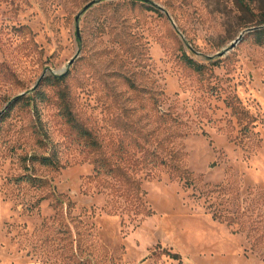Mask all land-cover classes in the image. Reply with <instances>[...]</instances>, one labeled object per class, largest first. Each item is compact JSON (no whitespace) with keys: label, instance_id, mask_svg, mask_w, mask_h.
<instances>
[{"label":"rangeland","instance_id":"374dc122","mask_svg":"<svg viewBox=\"0 0 264 264\" xmlns=\"http://www.w3.org/2000/svg\"><path fill=\"white\" fill-rule=\"evenodd\" d=\"M91 1L0 0V264H264V44L247 32L224 52L264 27V0H248L253 13L236 0H98L82 13ZM62 90L113 143L121 122L156 130L150 148L178 153L191 184L140 172L148 214L125 212L88 179ZM234 104L256 125L243 144ZM48 153L57 167L30 160ZM31 173L45 186L18 180Z\"/></svg>","mask_w":264,"mask_h":264},{"label":"trees","instance_id":"16d2710c","mask_svg":"<svg viewBox=\"0 0 264 264\" xmlns=\"http://www.w3.org/2000/svg\"><path fill=\"white\" fill-rule=\"evenodd\" d=\"M131 2L137 3L136 0ZM236 5L242 13H253L254 6L248 0H236ZM150 10H155L149 7ZM259 24H264L261 21ZM254 30L249 32V35L255 39V43L259 45L264 44V27L255 26ZM185 63L197 72H202L205 66L198 61L184 55ZM63 77L54 76L49 80L61 81ZM68 93L64 90L59 93L60 110L66 123L76 135V140L82 144L93 156L94 171L88 177L90 181L96 182L100 188V192L106 193L113 199L120 200L123 210L128 213L147 215L145 207L146 192L141 186V180L138 178L140 172L148 170L152 174L156 168L164 167L169 171L173 179L184 180L188 185L191 184L190 178L192 176L186 168L175 164L179 161L177 159L178 153L171 154V159L160 156L155 149H151L150 145L158 142L153 138L156 130H147L146 127L138 125V123L121 122V129L124 131V137L113 143L107 140L97 131L84 126L79 122L71 109V105L67 100ZM234 115L238 120L240 126V135L238 142L243 144L246 137H251L253 134L254 119L244 107L239 104L231 105ZM110 148L107 151V148ZM51 153L45 155H32L30 160L38 161L41 165L57 167V159ZM27 180V182L38 187L45 186L47 179L37 176L33 173L25 175L18 180ZM58 204L64 205L60 198L57 197ZM174 258L179 255L173 254Z\"/></svg>","mask_w":264,"mask_h":264},{"label":"water","instance_id":"95a60500","mask_svg":"<svg viewBox=\"0 0 264 264\" xmlns=\"http://www.w3.org/2000/svg\"><path fill=\"white\" fill-rule=\"evenodd\" d=\"M136 1L149 2V0H136ZM97 2H98V0H92L91 2H89L87 5L84 6V8H83V10H82V13L85 12L86 10H88L89 8H91V7H92L93 5H95ZM79 17H80V15H78V16L76 17V22L79 21ZM254 29H255V28H249V29L245 30L244 32H242V33L237 37V39L234 40V41L230 44V46H229L228 48L225 49L224 52H226V51H228V50L234 48L239 42H241V40L243 39V36H244L245 33L250 32V31H252V30H254ZM219 55L221 56V55H223V53H219ZM69 64H72V61H70Z\"/></svg>","mask_w":264,"mask_h":264}]
</instances>
